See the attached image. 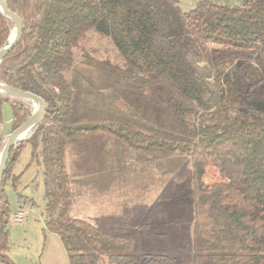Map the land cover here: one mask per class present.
Listing matches in <instances>:
<instances>
[{
	"label": "trees",
	"instance_id": "16d2710c",
	"mask_svg": "<svg viewBox=\"0 0 264 264\" xmlns=\"http://www.w3.org/2000/svg\"><path fill=\"white\" fill-rule=\"evenodd\" d=\"M6 1L23 36L0 64V84L46 104L20 143L31 144L43 170L45 225L60 237L69 264H180L169 255L138 256L135 236L70 217L66 154L92 136L143 156L189 159L195 220L181 250L194 253V264H264V0H199L188 12L179 0H34L31 24L22 16L24 0ZM13 34L0 12V49ZM91 34L111 45L115 62L86 46ZM191 54L233 62L219 78L217 103ZM5 103L13 130L32 115L22 100L0 95V124ZM149 109L164 111L170 126ZM12 161L0 187V264H14L5 184ZM152 237L164 245L162 235Z\"/></svg>",
	"mask_w": 264,
	"mask_h": 264
},
{
	"label": "rangeland",
	"instance_id": "374dc122",
	"mask_svg": "<svg viewBox=\"0 0 264 264\" xmlns=\"http://www.w3.org/2000/svg\"><path fill=\"white\" fill-rule=\"evenodd\" d=\"M198 1L179 0L178 7L182 12H188ZM217 1L238 4V0ZM35 8L34 0H24L22 16L29 24L36 20ZM91 35L86 37L88 42L90 40L86 46L96 50L98 58L115 62L111 45L99 36ZM190 60L214 91L210 103H217L219 78L233 62H219L214 55L198 57L191 54ZM254 90L256 88L250 91ZM151 95H147L144 106L149 105ZM22 101L30 106L33 114L34 102ZM163 112L159 110L153 114L149 109L150 116L160 118L161 123L169 127L165 114L161 115ZM12 122V108L5 103L1 119L0 136L3 140L0 143V160L8 136L14 131ZM31 134L32 131L24 140ZM18 144L16 151L10 155L14 161L5 182L6 190L12 207H15L18 200L17 193L13 191V183L18 181V177L14 176L15 165L17 169L29 168L27 175H18L20 183L16 185L17 192L30 200L34 199V204L24 207L30 210L29 222L23 226L10 222L7 256L14 264H69L60 237L45 225L41 166L32 160L31 145ZM65 164L72 198L70 217L89 221L110 234L135 236L138 256L162 254L176 258L180 264H194V253L181 250L183 241L192 237L195 220L192 168L188 158L166 153L155 157L143 156L111 140L87 139L68 149ZM152 234L162 235L164 245Z\"/></svg>",
	"mask_w": 264,
	"mask_h": 264
},
{
	"label": "water",
	"instance_id": "95a60500",
	"mask_svg": "<svg viewBox=\"0 0 264 264\" xmlns=\"http://www.w3.org/2000/svg\"><path fill=\"white\" fill-rule=\"evenodd\" d=\"M0 12L3 13L8 19L14 24V36L5 44V46L0 49V64L2 60L13 50L15 49L22 40L23 36V24L21 18L13 12L6 0H0ZM0 95L10 98L20 99L24 101L38 102L40 109L33 112L31 117L23 123L20 127L15 129L9 136L6 142V145L3 149V153L0 160V187L3 183L4 173L6 171L7 163L10 157L12 150L15 146L24 140L21 139V136L30 130L33 131L39 123L42 121L44 114L46 112V104L44 100L30 92H26L20 89H16L4 84H0Z\"/></svg>",
	"mask_w": 264,
	"mask_h": 264
},
{
	"label": "crops",
	"instance_id": "0c3cea01",
	"mask_svg": "<svg viewBox=\"0 0 264 264\" xmlns=\"http://www.w3.org/2000/svg\"><path fill=\"white\" fill-rule=\"evenodd\" d=\"M0 129H1V133H2V126H1V124H0ZM88 140L89 139H99V140H105V141H108L107 139H105V138H102V137H100V136H92V137H89V138H87ZM86 139V140H87ZM85 141V140H84ZM83 141V142H84ZM82 142V143H83ZM112 143H114L113 141H112ZM27 145H31V144H27ZM80 145V144H79ZM78 146V145H77ZM25 147V146H24ZM32 147V146H31ZM32 152V151H31ZM36 162H37V160H35ZM37 163H39V162H37ZM40 167V166H39ZM29 169V168H28ZM28 169H24V170H22V169H17V166L15 165V168H14V176L16 175L17 177H18V181H17V183H20V180H19V176L18 175H22V177L23 176H25V175H27V173H28ZM42 169V168H41ZM42 173H43V170H42ZM43 180H44V175H43ZM43 180H42V188H43ZM17 183H13L14 185V187H13V191H15L14 193H17V195H19V193L17 192L18 191V187H17ZM43 190H44V188H43ZM7 193H8V191H7ZM26 198H28V197H26ZM34 200V199H33ZM33 200H30L29 198H28V200L27 201H22L23 202V204L21 205V204H19V199L17 200V204H16V206L15 207H13V210H16L18 207H26L28 204L30 205H32V203H31V201H33ZM33 209V208H32Z\"/></svg>",
	"mask_w": 264,
	"mask_h": 264
},
{
	"label": "built area",
	"instance_id": "2783aa9c",
	"mask_svg": "<svg viewBox=\"0 0 264 264\" xmlns=\"http://www.w3.org/2000/svg\"><path fill=\"white\" fill-rule=\"evenodd\" d=\"M0 135H1V131H0ZM29 215H30V210L25 209L23 207H18L11 214L10 222L15 225L23 226L24 224L29 222Z\"/></svg>",
	"mask_w": 264,
	"mask_h": 264
},
{
	"label": "bare ground",
	"instance_id": "6f19581e",
	"mask_svg": "<svg viewBox=\"0 0 264 264\" xmlns=\"http://www.w3.org/2000/svg\"><path fill=\"white\" fill-rule=\"evenodd\" d=\"M34 109L35 111H38L40 109V105L38 102H34ZM30 133V130L25 132L22 136L21 139H23L24 137H26L28 134Z\"/></svg>",
	"mask_w": 264,
	"mask_h": 264
}]
</instances>
